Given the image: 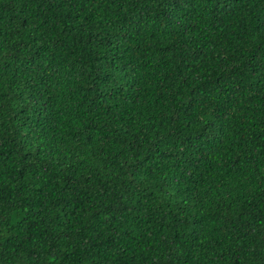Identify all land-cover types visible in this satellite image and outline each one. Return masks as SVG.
<instances>
[{"label": "trees", "instance_id": "1", "mask_svg": "<svg viewBox=\"0 0 264 264\" xmlns=\"http://www.w3.org/2000/svg\"><path fill=\"white\" fill-rule=\"evenodd\" d=\"M0 264H264V0H0Z\"/></svg>", "mask_w": 264, "mask_h": 264}]
</instances>
